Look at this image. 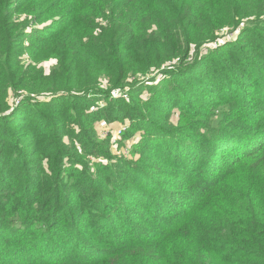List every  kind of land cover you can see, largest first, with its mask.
Here are the masks:
<instances>
[{
	"label": "trees",
	"instance_id": "16d2710c",
	"mask_svg": "<svg viewBox=\"0 0 264 264\" xmlns=\"http://www.w3.org/2000/svg\"><path fill=\"white\" fill-rule=\"evenodd\" d=\"M108 1L107 26L85 39L16 16L38 7L41 20V0H0V264H148V248L154 264H264V175L244 173L264 155V0ZM242 21L237 40L187 60L203 41L193 25L208 22L212 42ZM25 52L57 65L25 67ZM10 91L26 96L11 106ZM97 122L128 124L140 159L113 155ZM240 187L242 217L213 227Z\"/></svg>",
	"mask_w": 264,
	"mask_h": 264
},
{
	"label": "rangeland",
	"instance_id": "374dc122",
	"mask_svg": "<svg viewBox=\"0 0 264 264\" xmlns=\"http://www.w3.org/2000/svg\"><path fill=\"white\" fill-rule=\"evenodd\" d=\"M42 2H45L47 9L45 12L47 13L46 16H44L41 20L40 18H36V12L38 10V7L35 8V11L33 13L31 12H24L23 6L20 8L19 13L16 14V16H19L21 20H25L24 24L28 25H34L37 26L36 28L44 29L51 24H54V22L61 23L62 21L65 22V26L67 28H71V32H69L68 36L71 38H75L76 36H84L86 39V35L88 36L92 33L95 35H99L101 33V29L99 30L98 27L104 26L106 27L108 24V20L104 17L108 13L103 12V9L105 7L112 6V3L108 0H41ZM53 2V3H51ZM223 5L226 4V1L221 2ZM248 5H252V3L247 0ZM229 4L226 5L225 9H228ZM246 11H250V9H245ZM65 13V14H64ZM64 14V15H63ZM63 15V16H62ZM240 17L239 15H237ZM236 18L238 20L239 18ZM218 17L212 15L209 18V22H213L214 20H217ZM236 22H233L235 24ZM245 23V24H244ZM208 22L204 23L200 27L197 25H193L192 31L199 30V36L201 39H203L202 43L197 46L196 43H191L189 47V54L187 60H190L194 58L195 56H206L207 54L219 50V48L225 46L226 44H229L231 42H234L237 40L238 37L241 36V31L242 29L246 26V22L242 21L239 23L238 27H232V25H228L226 27H222L221 29H217L214 31V41H208L207 38H209L210 32H209V27H208ZM245 25V26H244ZM86 33V34H85ZM65 36V34H64ZM198 37H193L195 40ZM88 39V37H87ZM64 44H67V41L65 39ZM63 42V41H62ZM61 42V43H62ZM84 44V43H83ZM64 45V46H65ZM28 46V45H27ZM57 52H49L45 53V60L43 62L37 63L35 62L29 52H25L21 58V64L24 65L25 67H28L29 65L36 66L37 68H42L44 73L46 75L50 74L52 69L57 65L58 59L56 57ZM177 62V60H174L173 62H169L166 66H171L174 65ZM135 79V78H134ZM133 78H130V81L134 80ZM143 80H148L146 84L151 83L148 78H138V81H143ZM98 82H100L103 86L107 85L109 82V79L106 77H100ZM159 80L156 82H153V84H157ZM140 83V82H139ZM128 91H124L121 93L122 97L126 100L129 101V96H128ZM10 97H9V103L11 106H13L16 102L17 105L20 104V102L25 98L26 93L20 91L17 94H13V92H9ZM147 96L148 93L145 91L143 94V99L148 98ZM36 100H41V101H49L50 98L48 96H40L37 97ZM103 103V102H102ZM104 104V103H103ZM16 105V106H17ZM16 108V107H14ZM13 108V110H14ZM12 110V111H13ZM178 115L176 114L172 118V122L174 124L177 123L178 121ZM219 118H215L217 121ZM74 129L79 132V128L75 125H72ZM94 130L96 132L97 138L101 142L108 141L110 145V149L113 155H117L118 157L125 156L129 157V160L135 159L139 160L140 156L137 154V156L134 158L135 154H132L131 150L134 149V146H136L138 139L140 138L138 134H133L131 135V129L130 126L121 124V123H111L108 124L106 122H97L94 125ZM140 140V139H139ZM65 143L69 144V137L65 136ZM81 151V150H80ZM87 160L90 162V165L93 166L97 163H107L106 161L96 159L93 156H87ZM245 171L244 173L247 174L249 171L253 169L254 174L259 173L261 177H263L264 172L261 171V169H264V155L262 156V159L258 162H249L248 164L245 165L244 167ZM241 174H238L236 179L239 178ZM249 176V181L253 180L255 178L254 175H248ZM235 183L234 180H231L230 184L231 186ZM256 183H249L248 186L249 188H253L256 191V188L254 187ZM239 183L236 181L235 186L237 187ZM239 198H242L239 204V207L236 211H234L232 208L229 209L228 211V217L227 216H218L213 220V227L218 228V225H223L224 222L231 217H235L236 219H239L242 217L243 213L240 211V208L242 206H246L247 204V199L249 197H252L247 191L243 188L240 187L239 189ZM257 192V191H256ZM238 200V198H237ZM251 199L248 200V205H250ZM144 255V263H145V256L149 257L148 264H154V262H159L158 256H157V251L148 248V249H142L140 251V256ZM132 262L131 264H142L141 261L136 260V261H129Z\"/></svg>",
	"mask_w": 264,
	"mask_h": 264
}]
</instances>
